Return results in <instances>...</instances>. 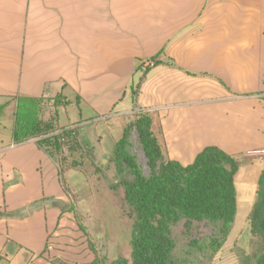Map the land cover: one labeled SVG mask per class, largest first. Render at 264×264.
<instances>
[{
  "label": "crops",
  "instance_id": "obj_1",
  "mask_svg": "<svg viewBox=\"0 0 264 264\" xmlns=\"http://www.w3.org/2000/svg\"><path fill=\"white\" fill-rule=\"evenodd\" d=\"M149 57L213 62L189 73L221 87L127 88L137 62ZM239 77L250 79L231 80ZM134 89L138 101L158 106L151 129L165 159L187 165L216 146L249 162L255 175L243 183L241 202L250 212L264 168V0H0V117L12 114L10 136L0 138V264H90L95 257L81 242L59 154L38 137L15 142L17 113L29 123L84 125L80 143L100 137L92 158L104 169L118 139L105 114L124 108ZM69 107L92 114L73 121Z\"/></svg>",
  "mask_w": 264,
  "mask_h": 264
},
{
  "label": "rangeland",
  "instance_id": "obj_2",
  "mask_svg": "<svg viewBox=\"0 0 264 264\" xmlns=\"http://www.w3.org/2000/svg\"><path fill=\"white\" fill-rule=\"evenodd\" d=\"M139 63L137 62V65ZM212 63L209 61L175 62L181 67L179 68L174 63L169 64L167 61H157L149 57L142 60V65L137 68L135 76L127 78V88H220V82L216 78L199 77L189 73L197 72L200 66L212 65ZM184 70L188 72L185 73ZM218 79L231 85L228 77L221 76ZM248 79L250 78L239 77L231 80L234 83L239 81L242 85V82ZM164 91L165 89H159V96H162ZM131 97L124 108L116 106L106 112L105 123L113 140L121 136L123 128H127V149L143 172L147 174L149 169L146 158L141 149L138 134L131 128L130 123L142 111L148 112L151 117L158 106L138 101L137 89L131 90ZM60 102L61 100L58 99L55 103ZM53 104L51 102L49 108L45 106L44 112L50 113ZM64 109L61 108L59 111L63 113ZM67 111L70 112L73 121L92 114V110L75 107H69ZM0 118L3 119L0 121V138L5 139L11 133L12 114L9 112ZM82 126L84 125L72 126L76 130L75 141L78 144L75 150L71 151L66 145H62V155L67 156L66 161L61 163L60 154L55 157L60 166L59 170L62 169L63 172L61 175L66 196L72 198V202L78 208V218L84 229L80 228L81 242L86 243L85 248L97 256V264H109L118 258L130 261L132 217L124 201L123 187L120 182V177L130 176L129 166L121 160L123 167L118 173L114 162L110 159L104 169H99L92 158V147L100 143V137L94 139L90 146L88 143H80L78 128ZM235 159L242 164L241 167L239 166L236 182V213L227 235L223 236L219 232V224L206 221L192 220L186 224L185 220H180L172 224L170 228L173 240L172 264H255V254L264 250V239L250 230L249 206L241 202L244 189L242 185L248 178L252 181L255 171L250 168L248 161L240 157ZM71 162H74L73 165H70ZM248 192L251 197H254L252 188H249Z\"/></svg>",
  "mask_w": 264,
  "mask_h": 264
},
{
  "label": "trees",
  "instance_id": "obj_3",
  "mask_svg": "<svg viewBox=\"0 0 264 264\" xmlns=\"http://www.w3.org/2000/svg\"><path fill=\"white\" fill-rule=\"evenodd\" d=\"M141 65L142 62L138 67ZM29 122L21 113H17L13 129L15 142L38 137V145L46 151L53 147L55 154L61 155V163L67 158L62 155V145L71 151L78 146L74 130L66 129L65 126ZM151 123L146 111L138 113L130 123L138 134L149 169L147 174L127 149V128H123L113 147L111 161L118 173L123 167L122 161L129 166L130 176L120 177V182L124 201L132 217L131 259L118 258L109 264H172V224L180 220H185L186 224L192 220L206 221L219 224V232L226 236L234 220V175L238 169L235 157L216 146H206L187 165L165 159ZM249 221L250 230L264 239V168L259 175L256 200L249 212ZM80 228L83 229L82 226ZM254 258L255 264H264V250L255 254ZM97 262L95 256L90 264Z\"/></svg>",
  "mask_w": 264,
  "mask_h": 264
},
{
  "label": "built area",
  "instance_id": "obj_4",
  "mask_svg": "<svg viewBox=\"0 0 264 264\" xmlns=\"http://www.w3.org/2000/svg\"><path fill=\"white\" fill-rule=\"evenodd\" d=\"M67 129V128H66ZM68 129H70V128H68ZM72 129V128H71Z\"/></svg>",
  "mask_w": 264,
  "mask_h": 264
}]
</instances>
